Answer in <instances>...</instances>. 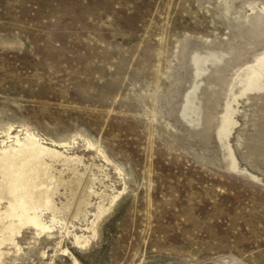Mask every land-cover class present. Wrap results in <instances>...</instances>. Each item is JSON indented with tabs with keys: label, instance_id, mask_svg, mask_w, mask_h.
<instances>
[{
	"label": "rangeland",
	"instance_id": "1",
	"mask_svg": "<svg viewBox=\"0 0 264 264\" xmlns=\"http://www.w3.org/2000/svg\"><path fill=\"white\" fill-rule=\"evenodd\" d=\"M261 57L264 0H0V157L55 150L58 207L91 180L87 217L48 211L0 264H264Z\"/></svg>",
	"mask_w": 264,
	"mask_h": 264
},
{
	"label": "bare ground",
	"instance_id": "2",
	"mask_svg": "<svg viewBox=\"0 0 264 264\" xmlns=\"http://www.w3.org/2000/svg\"><path fill=\"white\" fill-rule=\"evenodd\" d=\"M257 60L258 65L251 68L250 74L246 76L248 82L246 86L248 87H257L255 86L256 82L262 76L264 57ZM195 68L197 73H202L206 66L199 61L196 63ZM194 93L189 94L185 101V108L192 109ZM24 138L26 143L16 137V144L19 145L16 154L3 150V154L0 157V177L8 179V187L13 196V202H9L4 211L0 209V259L3 246L9 243L14 244L15 238L23 230H34L35 234L40 236L51 233L52 227L45 222V214L48 211L52 213V224L63 223L65 226L69 223L73 226L72 222L74 219L85 218L89 212L87 208L89 206L88 198L90 197L88 196H90L89 190L91 188L89 183H91V180L86 177L81 179L79 177L72 178L68 182V200L61 207L55 206L53 197L58 192L59 186L65 184V182L61 174L54 175L50 172L51 170L43 158H54V156H57V152L37 144L39 140L32 135L27 134ZM114 201L115 198L111 200L108 208L113 205ZM97 209L94 220L89 222L90 226L85 230L95 231L96 221L102 218L104 212L108 211L102 204H99ZM65 212L68 216L67 220H63L60 217ZM63 235H69V231L66 228L63 230ZM72 236L76 245L80 246L88 243L87 237L82 234H74Z\"/></svg>",
	"mask_w": 264,
	"mask_h": 264
}]
</instances>
